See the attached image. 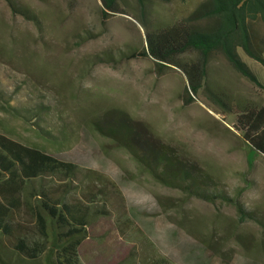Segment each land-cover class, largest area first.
I'll list each match as a JSON object with an SVG mask.
<instances>
[{"label":"rangeland","instance_id":"obj_1","mask_svg":"<svg viewBox=\"0 0 264 264\" xmlns=\"http://www.w3.org/2000/svg\"><path fill=\"white\" fill-rule=\"evenodd\" d=\"M17 1L40 24L0 0V133L74 160L116 185L114 218L97 224L101 239L84 242L82 263L112 264L127 254L139 262L173 254L179 264H264V231L241 221L234 206L187 199L159 185L125 151L107 146L104 155L102 141L87 128L95 113L122 108L196 160L247 209L264 215V157L234 130L235 116L216 113L220 108L207 95L190 101L187 79L178 68L160 67L153 59L121 58L120 53L138 52L145 45L136 1L123 0L122 12L105 21L100 0ZM206 2L152 0L146 17L150 27L173 25ZM260 31L264 37V27ZM239 53L262 87L236 73L220 54L212 58L209 79L232 98L262 106L264 64ZM105 54H111V62L90 63L93 56L107 58ZM38 107L44 116L31 122L11 109L34 113ZM38 123L56 142L39 135ZM170 198L185 204L157 218H136L132 212L153 210ZM236 232L244 236L240 243L234 240ZM201 242L210 244L204 252L184 253L185 244Z\"/></svg>","mask_w":264,"mask_h":264},{"label":"trees","instance_id":"obj_2","mask_svg":"<svg viewBox=\"0 0 264 264\" xmlns=\"http://www.w3.org/2000/svg\"><path fill=\"white\" fill-rule=\"evenodd\" d=\"M6 1L13 12L23 13L40 24L37 16L17 0ZM135 1L137 19L146 29L145 45L138 52L120 53L121 58L153 59L160 67L181 70L189 85V100L207 95L219 106L216 113L235 116L234 130L255 154L264 157V105L232 98L209 79L208 73L212 58L220 54L236 73L262 87L239 51L264 64V37L260 31L264 27V0H207L186 21L158 27H150L146 17L152 0ZM100 2L103 21L122 12L123 0ZM105 56H93L90 63L111 62V54ZM0 98L4 99L1 91ZM11 109L24 122L38 121L44 116L39 107L34 113ZM3 110L10 111L5 107ZM36 125L39 135L56 142L43 132L40 123ZM87 128L102 141L104 155L109 154L107 146L123 150L159 185L178 191L187 199L232 205L241 221L255 223L264 231V215L247 209L196 160L165 142L148 123L135 119L126 110L109 107L95 113ZM115 190L111 180L74 160L51 155L0 133V264H83L80 251L84 242L101 239L96 236L97 224L114 218ZM174 199L153 210L144 212L139 207L132 212L136 218H157L184 206L182 199ZM233 237L240 243L244 236L236 232ZM209 245L185 244L184 253L187 256L202 253ZM261 248L264 250V239ZM119 258L112 264L180 263L173 254L139 262L132 254Z\"/></svg>","mask_w":264,"mask_h":264}]
</instances>
